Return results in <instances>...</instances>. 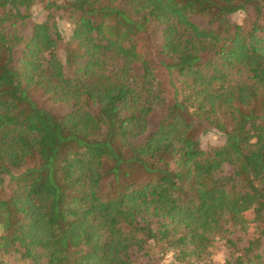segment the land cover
I'll return each mask as SVG.
<instances>
[{
  "label": "trees",
  "instance_id": "1",
  "mask_svg": "<svg viewBox=\"0 0 264 264\" xmlns=\"http://www.w3.org/2000/svg\"><path fill=\"white\" fill-rule=\"evenodd\" d=\"M13 254L264 264V0H0V264Z\"/></svg>",
  "mask_w": 264,
  "mask_h": 264
},
{
  "label": "rangeland",
  "instance_id": "2",
  "mask_svg": "<svg viewBox=\"0 0 264 264\" xmlns=\"http://www.w3.org/2000/svg\"><path fill=\"white\" fill-rule=\"evenodd\" d=\"M32 15H33V21L34 22H41L44 18V12L41 11V6L37 5L32 9ZM244 18L241 16L239 13L233 16V20L237 23H241ZM62 28L63 31L65 32L64 34H68L70 30V26L67 25L66 23L62 22ZM158 44H159V38L157 36H154L152 39V46L154 48V52L158 49ZM168 90V97L170 98V91L172 89L169 87ZM33 99L37 104H39L42 107L45 108H58L56 105H53L51 101L47 99V97L43 96L40 92H35L32 94ZM224 141V137L222 134H220L217 131H211L203 136L200 137V143L202 148H208L211 146H218L222 144ZM245 217V216H244ZM247 220L242 224L243 228L246 230H251L252 229V224L250 220L253 218L251 214L246 215ZM213 251H214V256L213 260L215 263H222L224 261V257L226 254V249L224 247V242L222 240H216L213 246ZM147 258L140 259L136 264H146ZM5 264H28V262L23 261L19 258L17 255H10L5 257L4 259ZM162 264H172L171 261V255L167 256L165 259H163Z\"/></svg>",
  "mask_w": 264,
  "mask_h": 264
},
{
  "label": "clouds",
  "instance_id": "3",
  "mask_svg": "<svg viewBox=\"0 0 264 264\" xmlns=\"http://www.w3.org/2000/svg\"><path fill=\"white\" fill-rule=\"evenodd\" d=\"M241 16H243V13H240Z\"/></svg>",
  "mask_w": 264,
  "mask_h": 264
}]
</instances>
